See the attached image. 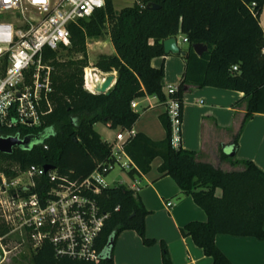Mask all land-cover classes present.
I'll use <instances>...</instances> for the list:
<instances>
[{
  "label": "trees",
  "instance_id": "trees-1",
  "mask_svg": "<svg viewBox=\"0 0 264 264\" xmlns=\"http://www.w3.org/2000/svg\"><path fill=\"white\" fill-rule=\"evenodd\" d=\"M159 5L158 8L150 6ZM253 3H256L253 5ZM264 0H135L116 9L114 0L86 19L71 23L72 45L64 47L66 58L46 50L54 65L51 95L53 109L35 127H0V135L43 134L44 140L31 149L0 152V171L9 179L33 165L55 167L72 178L88 176L99 163L112 161V145L95 129L98 122L112 129L131 131L141 116L132 101L145 95L157 96L168 104L177 98L183 106L188 85L214 86L244 92L246 112L233 144L237 150L246 123L264 114V31L260 17ZM108 31L114 54H100L95 66L104 72L117 71L114 86L107 93L94 94L84 88V68L88 63L87 39L101 38ZM182 33L189 43L185 71L173 95L165 92V67H154L155 57L167 55L163 41ZM204 43L208 51L198 55L193 45ZM238 66L234 70V66ZM167 137L155 141L144 133L130 136L124 144L127 154L141 174L161 157L160 172L171 176L184 194L193 197L208 214V220L191 221L181 228L191 236L214 264H233L215 241L219 233L264 239V171L251 160H232L242 170L227 171L197 160L196 151L171 143V121L161 115ZM236 155V153H235ZM222 154L223 158L233 159ZM16 166V167H15ZM137 171L129 172L135 177ZM222 194H217V189ZM110 217L99 237L98 262L57 257L51 243L33 250L32 264H114L113 254L119 234L135 230L147 246L159 243L163 264H174L164 241L147 236L148 211L136 192L126 185L105 189L100 195ZM118 207V209H116ZM0 220V236L10 232Z\"/></svg>",
  "mask_w": 264,
  "mask_h": 264
},
{
  "label": "built area",
  "instance_id": "built-area-1",
  "mask_svg": "<svg viewBox=\"0 0 264 264\" xmlns=\"http://www.w3.org/2000/svg\"><path fill=\"white\" fill-rule=\"evenodd\" d=\"M104 6L105 0H0V127L41 124L54 106V65L46 58V50L70 47V24L91 17ZM233 68L237 70L238 66ZM106 75L108 72L87 65L84 88L96 94V82L101 77L105 80ZM177 91L178 86H170L167 95ZM131 105L135 109L137 100ZM167 113L171 143L179 148V99L168 100ZM133 135V130L118 132L115 141L110 142L113 160L99 163L84 178H72L55 167L46 170L36 165L12 179L0 173V219L10 227L9 233H20L31 242L33 250L48 242L57 257L98 262L99 237L111 214L104 210L100 195L105 189L125 185H110L108 175L116 166L128 173L135 169V184L128 187L135 192L140 190L142 174L124 147ZM1 248L0 264L7 258L6 249L2 245Z\"/></svg>",
  "mask_w": 264,
  "mask_h": 264
},
{
  "label": "crops",
  "instance_id": "crops-1",
  "mask_svg": "<svg viewBox=\"0 0 264 264\" xmlns=\"http://www.w3.org/2000/svg\"><path fill=\"white\" fill-rule=\"evenodd\" d=\"M260 22L264 31V7ZM177 38L182 49L187 50L189 43L184 41L185 36L179 33ZM105 42L107 41L98 40L95 44L102 46ZM109 42L113 44L110 35ZM183 45L186 47L184 48ZM109 51L107 54L115 53L112 46L109 47ZM152 65L154 67L164 65L167 93L170 86L179 85L186 62L182 55L169 54L153 58ZM111 74L115 75L113 87L118 74L117 71H112ZM137 104L135 110L139 111L141 116L133 127V133H144L155 141L165 139L167 130L160 117L167 112V105L161 103L157 96L152 95L139 98ZM245 112L244 92L214 86L188 85L183 96L180 146L196 151L198 161L212 163L227 171L242 170L244 168L242 164L233 167L232 162H225L215 154V151L220 150L222 154L227 155L234 151L233 140L241 127ZM97 132L102 138V134L98 130ZM105 140L115 141L114 138ZM235 153V157L231 160H251L264 171L263 113H256L246 123ZM162 163L161 157L152 161L149 172L140 176V190L136 192L149 212L145 219L147 236L167 244L174 264H214L213 257L208 256L191 236H185L181 231V228L191 221L206 222L208 214L196 204L191 195L182 192L171 176L161 174ZM225 164L231 165V168H225ZM130 178L133 182L129 187L135 184L134 179L131 176ZM217 194H222L220 188L217 189ZM169 202L171 205H168ZM215 241L233 264H264V239L219 233ZM113 262L114 264H163L161 247L159 243L152 246L145 245L135 230L126 229L116 240Z\"/></svg>",
  "mask_w": 264,
  "mask_h": 264
},
{
  "label": "rangeland",
  "instance_id": "rangeland-1",
  "mask_svg": "<svg viewBox=\"0 0 264 264\" xmlns=\"http://www.w3.org/2000/svg\"><path fill=\"white\" fill-rule=\"evenodd\" d=\"M134 2H135V0H114V5H115L116 9L120 10L125 6L133 5ZM98 40H103V41H107V42L103 43L102 46H98L95 44V42ZM71 45H72V41H71ZM110 45L112 46V49L114 52L115 51L114 45L109 42L108 31L101 38H95V39L89 38V40L87 39V52H88V63H87V65H94L95 66L97 58L100 54H102V53L107 54L108 52H110L109 51V47H111ZM183 47L185 48L186 46L183 45ZM100 51H102V53H100ZM66 52L67 51L64 48H60L57 51L58 55H63L62 57H64V58H66V56H65ZM108 74H111V72H108ZM136 100L138 101L139 98ZM95 127L102 134V138L104 140L107 138H110V139L114 138L115 139L117 133L119 132V130L111 129V128L107 127L105 124L100 123V122L97 123ZM215 154L219 155L221 157V159H223L225 162L226 161L232 162V160L229 158H223L222 157V151H220V150L215 151ZM228 164L224 165L225 168H231V165H233V167L237 166V164H231V165H228ZM0 173H2V172L0 171ZM107 181L110 185H114V184H118L120 182H123L125 185H128V186H130L131 183L133 182V180L130 178L127 171L120 170V166H116V168L108 175ZM1 245L7 251V258L2 264H32V256H33L32 244L27 238L23 237L20 233L12 232V233H8L5 236H0V253L3 252Z\"/></svg>",
  "mask_w": 264,
  "mask_h": 264
},
{
  "label": "water",
  "instance_id": "water-1",
  "mask_svg": "<svg viewBox=\"0 0 264 264\" xmlns=\"http://www.w3.org/2000/svg\"><path fill=\"white\" fill-rule=\"evenodd\" d=\"M150 6L153 8H158L159 5L155 3H151ZM164 51L167 55H186V51L182 49L181 45L179 44V40L177 36L167 38L163 41ZM195 52L198 55H202L204 52L208 51V46L204 43H196L193 45ZM115 81L114 74H108L105 76V80L101 77L96 82L95 91L97 94L107 93L109 89L112 88V85ZM116 83V82H115ZM44 140L43 134H29L24 137H21L20 134L10 135V136H3L0 135V152L5 154H12L15 148H22V149H31L35 144H38ZM230 156L235 155V151H231ZM50 166H45V169L48 170ZM1 182V180H0ZM2 256L0 254V262Z\"/></svg>",
  "mask_w": 264,
  "mask_h": 264
}]
</instances>
